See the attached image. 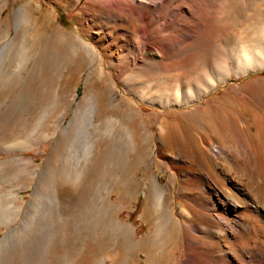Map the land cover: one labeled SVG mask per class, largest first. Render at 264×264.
Wrapping results in <instances>:
<instances>
[{
	"label": "bare ground",
	"instance_id": "6f19581e",
	"mask_svg": "<svg viewBox=\"0 0 264 264\" xmlns=\"http://www.w3.org/2000/svg\"><path fill=\"white\" fill-rule=\"evenodd\" d=\"M90 1L93 3V10H100L102 18H113L130 28L133 32V52L143 54L145 49L148 59L157 56L162 49H168L159 39H151L149 31L152 29L165 32L162 35L171 41L170 34L166 31L170 25L176 24L179 35L174 44H179L181 40L195 39L193 29L202 20L199 13L206 21H219L223 27H227L239 17L254 19L262 4L261 0ZM68 2L71 9L79 0ZM3 7V0H0L1 22ZM19 14L17 10L15 22ZM55 28L53 37L64 45L66 54L80 53L81 58L94 63V69L100 73L104 72V68L101 60L96 61L95 45L106 59L108 67L112 61L125 55L127 43L114 45L115 38L120 36L101 39L96 34L94 41L90 38L89 42H84L79 36L76 39ZM183 28L188 30L184 31ZM7 35L6 31L0 37V42ZM68 38L76 40V43H71ZM21 43L19 30L15 28L9 50L7 43L2 48L3 57L6 58L9 51L19 50ZM261 44L247 51H241L238 43H229L226 50L222 49L220 52L215 47L207 49L203 54L205 65L201 68L206 75L209 74L210 80L207 83L196 81L188 87L183 104L200 100L202 94L231 78V72L239 75L263 69L264 45ZM48 52L52 54V51ZM46 55L34 70L39 74L47 65L44 61L50 59ZM128 55L129 53L126 56ZM4 58L0 61L2 75L5 69L2 62ZM6 61L8 62V58ZM11 62L12 60L9 63ZM245 85L248 90L240 94L239 105L215 101L205 111L212 119L205 120L196 130L185 131L181 124L165 119L160 121L159 143L154 148L162 168L169 171L167 184L172 185L173 177H178L180 201L176 206L178 211L174 213L167 207L166 190L154 176L143 174V180H147L148 193L144 210L147 216L142 221L147 222L149 231L139 239H136L135 231L129 223L114 217L117 206L109 201L113 192L111 187H105L106 182H120L123 188L127 185L128 180L119 170L120 157L124 150L129 149L131 152L137 147L136 134L125 125L116 127L110 121L107 124L108 120L97 122L99 119H95V106L92 103H87L82 112L74 110L62 130V133L74 132V136L60 149L59 167L46 163L43 168H46L50 176V195L60 214L59 228L48 232L46 247L36 257L35 253L31 255L29 243L22 239L0 255V264H101L104 251L111 257L110 264H264V114L261 113L264 112V77L246 81ZM235 93L236 91L234 98L237 97ZM254 93L259 99L251 102L250 97ZM167 96L171 101L175 98V95ZM131 104L124 115L131 122H136L142 115ZM218 112H222L221 115ZM247 116L250 120L246 119ZM212 120V124L208 125V121ZM54 131L55 129L51 135L43 134L41 138L34 139L31 138L34 136L28 137L29 135L23 139L20 137L21 140L17 141L16 138L13 143H9L11 146H6L10 149L27 150L36 147L40 139L51 137ZM224 138L232 145L225 144ZM102 145L105 147L100 151L98 146ZM15 163L24 165L17 173H26L27 168L28 177H35L36 164L31 159L16 157ZM195 185L199 187H193ZM24 187L21 185L16 188ZM13 190L14 188H10L1 196L7 198V201L3 206L0 204V218H15L20 211L12 204L15 199ZM41 202L39 198L36 206L34 205L36 210ZM32 213H29L30 217H33ZM24 229L26 230V226ZM75 231L77 234H74ZM169 238L174 242L170 248L167 245ZM69 245H72L70 249L67 248Z\"/></svg>",
	"mask_w": 264,
	"mask_h": 264
},
{
	"label": "rangeland",
	"instance_id": "374dc122",
	"mask_svg": "<svg viewBox=\"0 0 264 264\" xmlns=\"http://www.w3.org/2000/svg\"><path fill=\"white\" fill-rule=\"evenodd\" d=\"M253 1L255 0H250ZM260 3L262 4L259 5V12L254 19L239 17L227 27H223L219 21L215 23L206 21L199 13L202 20L201 24L193 29L195 39H180L179 44H174L179 35L176 32L179 29L176 24L170 25L166 31L170 34L171 41L163 36L165 32L152 29L149 31L151 39H159L168 49H162L157 56L148 59L145 56L147 53L145 49L143 54L133 52L131 29L121 21L102 18L98 8L93 10V3L90 0H79L71 9L68 0H3L0 37L6 31L8 35L0 42V61L4 58L2 51L4 44L7 43V50L10 48L15 28L19 30L22 47L14 50L16 52H8V56L2 61L5 66L3 75L0 73V197L8 189L14 188L15 199L12 204L20 209L15 218L12 216L0 218V255L24 239L29 243L30 250L32 249L31 255L35 253L36 257V254L46 247L48 232L59 228L60 214L50 195V176L46 168H43L46 163H53L59 167L60 149L74 136V132L62 133V130L71 119L73 111L77 109L76 111L82 112L87 103L94 104L95 119H99L97 122L108 120L107 124L110 121L116 127L125 125L136 134L137 147L131 152L129 149L124 150L120 157L119 170L128 180L127 185L123 188L120 182L105 184V187L109 189L111 187L113 192L109 201L117 206L114 217L121 222L129 223L135 231L136 239L146 236L149 226L142 219L147 216L144 210L148 192L147 180H143V174L152 175L157 179L166 190L167 207L176 213L178 211L176 206L180 201L178 177L177 175L173 177L172 185L167 184L169 171L162 168L154 148L159 143V123L165 119L181 124L185 131L196 130L205 120L212 119L205 111L215 101L220 104L232 102L239 105L240 94L248 90L246 81L264 77V68L239 75L231 72V78L208 93L202 94L200 100L192 104H183L188 87L196 81L207 83L210 80L209 74L206 75L201 68L205 65L203 54L207 49L215 47L214 49L220 52L222 49L226 50L225 47L229 43H238L241 51H247L250 48L255 49L260 43L264 45V0ZM78 9H82L83 12ZM17 10L20 14L15 22L14 15ZM55 27L76 39L79 36L84 42H89L90 38L94 41L96 34H99L101 39L120 36L115 38L114 45L127 43L126 47L124 46L125 55L117 61H112L108 67L106 59L95 45L96 61L101 60L104 68V72L100 73L94 69L95 64L81 58L80 53L66 54L64 45L53 37ZM183 30L187 31L188 28ZM124 34L125 37L121 36ZM68 41L76 43V40L72 41L71 38H68ZM48 51H52V54ZM45 52H48L45 55L50 59L44 61L47 65L45 64L46 67L39 74L34 70L40 65ZM235 91L237 97L234 98ZM168 94L172 97L175 95V98L171 101ZM250 99L252 102L259 97L254 93ZM127 102L132 103L131 105L142 115L136 122L125 118L124 113L129 110ZM221 113L218 112V115ZM246 119L250 120V117L247 116ZM212 122L213 120L208 121L207 124L210 125ZM53 129H55L53 135L45 140L40 139L36 147L27 150L7 148L16 138V141L21 140L20 137L25 138L26 135L34 136L31 137L34 139L41 138L43 134L51 135ZM224 139L225 144L232 145L228 139ZM104 147L105 145L98 146V149L101 151ZM16 157L31 159L34 165L36 164L34 178L28 177L27 168L26 173H17L24 165L15 163ZM197 169L202 174L201 169L198 167ZM15 173L17 175L14 176ZM21 185L25 187L16 188ZM35 187L38 188L33 193ZM39 198L42 204L37 211L35 204ZM1 200V206L5 205L7 198L1 197ZM69 201L74 203L72 198H69ZM29 213H32L33 217H30ZM9 221L12 223H8ZM88 225L91 227V223ZM75 233L77 234L76 231ZM173 244V239L169 238L167 240L169 248ZM70 246L72 245L67 248L70 249ZM110 260L109 253L104 251L101 264H110Z\"/></svg>",
	"mask_w": 264,
	"mask_h": 264
}]
</instances>
